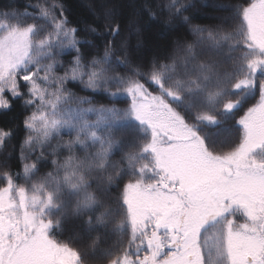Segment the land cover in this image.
Listing matches in <instances>:
<instances>
[{
	"label": "trees",
	"instance_id": "16d2710c",
	"mask_svg": "<svg viewBox=\"0 0 264 264\" xmlns=\"http://www.w3.org/2000/svg\"><path fill=\"white\" fill-rule=\"evenodd\" d=\"M252 2L0 0V38L27 30L31 45L0 81V189L23 190L30 213L79 264H112L143 239L125 193L158 177L134 87L174 96L169 104L210 153L242 142L258 91L237 89L257 58ZM222 236L214 228L202 237L207 264H228Z\"/></svg>",
	"mask_w": 264,
	"mask_h": 264
},
{
	"label": "rangeland",
	"instance_id": "374dc122",
	"mask_svg": "<svg viewBox=\"0 0 264 264\" xmlns=\"http://www.w3.org/2000/svg\"><path fill=\"white\" fill-rule=\"evenodd\" d=\"M246 22L257 58L250 78L239 82L237 89L254 85L262 97L247 108L241 122L242 142L230 153L235 158L228 159L236 161L232 163L236 176L225 174L231 172L226 168L228 163L214 157L200 136L185 126L169 104L168 99L174 96H164L157 85H138L131 90L135 118L152 131L148 150L155 159L153 170L158 179L127 187L125 203L130 220L143 236L135 251L140 257L123 255L113 264L199 263L196 229L211 211L221 210L227 199L243 206L244 211H240L249 221L227 229L231 264H264V172H247L237 164L259 151L264 153V0H253ZM30 49L27 30L0 38V81L24 65ZM0 264H79L71 249L49 238L48 225L34 218L26 206L25 193L13 186L0 189Z\"/></svg>",
	"mask_w": 264,
	"mask_h": 264
},
{
	"label": "flooded vegetation",
	"instance_id": "af4514ba",
	"mask_svg": "<svg viewBox=\"0 0 264 264\" xmlns=\"http://www.w3.org/2000/svg\"><path fill=\"white\" fill-rule=\"evenodd\" d=\"M261 97H262V91L261 90L257 91V98H261ZM214 157L221 159L222 163H228L226 168H229L231 172L226 173L224 171L225 174L229 175L233 173V176L237 175L236 172H233L234 167L232 165V163L236 161L228 160V159L235 158L233 154H223V155L214 156ZM237 162H238L237 164H238L239 169H242V170L247 169L246 170L247 172H249L250 170L253 172H264V153L259 152L257 154H253L249 156V158L246 160H243L242 163H240L241 161H237ZM242 209L244 211L243 206L242 208L239 207L233 201L231 202L230 199H227L226 201H224V203H222L221 210L211 211L209 215L205 216L204 222L196 229L198 230L199 238L203 234L205 235L210 234V230L214 228L220 234H224L225 232H227L228 228L232 229V228L239 227L245 223L249 224V221L246 220L245 218V214H242L240 211ZM197 246H198V242H197ZM159 256L161 258L164 256V254H159ZM199 256H200V262L199 263L195 262V263L196 264H207L206 254H199ZM187 259L191 260V256H188Z\"/></svg>",
	"mask_w": 264,
	"mask_h": 264
},
{
	"label": "water",
	"instance_id": "95a60500",
	"mask_svg": "<svg viewBox=\"0 0 264 264\" xmlns=\"http://www.w3.org/2000/svg\"><path fill=\"white\" fill-rule=\"evenodd\" d=\"M248 260H250V259L248 258Z\"/></svg>",
	"mask_w": 264,
	"mask_h": 264
}]
</instances>
